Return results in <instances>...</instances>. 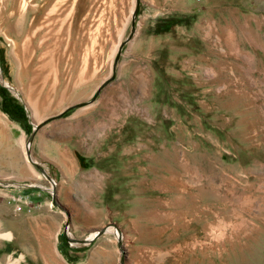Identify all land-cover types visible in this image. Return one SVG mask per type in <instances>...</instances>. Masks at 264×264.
I'll return each mask as SVG.
<instances>
[{
    "label": "rangeland",
    "instance_id": "obj_1",
    "mask_svg": "<svg viewBox=\"0 0 264 264\" xmlns=\"http://www.w3.org/2000/svg\"><path fill=\"white\" fill-rule=\"evenodd\" d=\"M84 1L55 85L38 82L45 30L25 68L18 48L42 11L18 17L8 2L0 15V76L17 93L0 83V107L7 96L25 113L0 108V140L30 165L39 132L64 152L60 167L41 166V185L0 181V264H264V0H132L110 66L73 85L97 62L96 49L82 58L89 32L96 45L102 18L113 23ZM30 85L50 98L39 122L24 101ZM105 227L121 239L82 244Z\"/></svg>",
    "mask_w": 264,
    "mask_h": 264
},
{
    "label": "bare ground",
    "instance_id": "obj_2",
    "mask_svg": "<svg viewBox=\"0 0 264 264\" xmlns=\"http://www.w3.org/2000/svg\"><path fill=\"white\" fill-rule=\"evenodd\" d=\"M10 2L12 13H16L18 17H21L22 11L27 7L33 10H40L41 17L39 18L38 23L34 28L30 29V32L26 35L24 40L18 46L19 53L22 54V68L27 67L31 63V59L34 54V49L31 45V39L33 38L34 33H38V28L45 30V34L40 37L38 46H46V50L42 52V55L39 57L40 64L38 67L41 70H44L45 76L39 80V83H44L48 81L50 85H55L57 82V72H58V61L61 58L71 59V52L73 49H70L71 42L68 41L69 37V25L73 19L74 10L79 5V0H41L37 3L35 0H0V15L3 14V9L5 5ZM94 1H84L82 6L87 7L93 6ZM97 6L100 9L101 14L104 17V13H111L113 20L112 26H108L107 22L103 20L101 22V30L97 33V42L96 45L92 44V31L89 32L90 37L89 41L85 45L83 50V55L87 57H82L84 60L90 58V56L97 52V62L92 65L93 69L85 71L84 68L88 65L87 62L82 64L80 68L81 71L77 73L76 78L73 81V85H79L82 82L88 81L92 76L99 75L101 70L105 67L110 66L111 56L116 52L118 43L120 41V35L126 20H129V17L133 11L132 0H98ZM98 11V10H97ZM133 14V13H132ZM99 22V18H97ZM39 24V26H38ZM100 29V28H99ZM96 33V32H95ZM6 35V33H4ZM7 36V35H6ZM52 39L53 42L50 45L48 39ZM48 40V41H47ZM15 45L13 40H9ZM60 43H63V49L59 48ZM43 44V45H42ZM45 49V48H44ZM66 57V58H65ZM105 78V77H104ZM102 78V80H104ZM0 82L4 83L11 89V92L16 93V90L13 89L8 82L3 80L0 76ZM49 99L44 97L41 100L38 97L37 93L32 91V85H30L24 95V101L28 109L32 113V117L35 122H39L42 118V111L49 108ZM26 149H30V143L26 144ZM27 152V151H26ZM27 154V153H26ZM111 232L115 238L118 240L121 239V234L114 227H105V233ZM96 232H92L87 235L86 240H91L95 236ZM68 237L72 239L71 233L67 234ZM9 237V235H5ZM76 242V240H75ZM57 255V254H56ZM56 264H64L61 258Z\"/></svg>",
    "mask_w": 264,
    "mask_h": 264
},
{
    "label": "crops",
    "instance_id": "obj_3",
    "mask_svg": "<svg viewBox=\"0 0 264 264\" xmlns=\"http://www.w3.org/2000/svg\"><path fill=\"white\" fill-rule=\"evenodd\" d=\"M3 126H1L2 129ZM46 132H39L35 135L33 140L34 150L32 158L34 159L33 165H30L28 162H24L21 157L20 149L18 151L11 150L6 147L5 141L0 140V181H13L17 184L31 183L41 185L42 182V173L44 169L41 166H61L62 161V150L59 146L60 140L57 137H48ZM18 142H20L21 136L18 135ZM66 152V151H65ZM64 153V152H63ZM62 153V154H63ZM59 167L55 170L58 175H61ZM49 177L53 178L52 175ZM16 184V185H17ZM33 188H28V190L39 189L32 185ZM22 188V187H21ZM39 191H30L29 198L31 201H35V197H38Z\"/></svg>",
    "mask_w": 264,
    "mask_h": 264
},
{
    "label": "trees",
    "instance_id": "obj_4",
    "mask_svg": "<svg viewBox=\"0 0 264 264\" xmlns=\"http://www.w3.org/2000/svg\"><path fill=\"white\" fill-rule=\"evenodd\" d=\"M173 25L174 22H166L164 28L160 31H168ZM3 91L6 92L5 89H3ZM0 108L5 114L10 117L18 119H24L25 117L23 107L14 98L4 96Z\"/></svg>",
    "mask_w": 264,
    "mask_h": 264
},
{
    "label": "built area",
    "instance_id": "obj_5",
    "mask_svg": "<svg viewBox=\"0 0 264 264\" xmlns=\"http://www.w3.org/2000/svg\"><path fill=\"white\" fill-rule=\"evenodd\" d=\"M48 178H49V179L47 180V181H48V185L46 186L47 188H45V190H46L47 192H49L50 195H53V189H54L56 183H55V180H53V178H50V177H48ZM13 200H14V201H17L18 204H24V203H26L25 198H23L22 196H16V197H13ZM15 209H16L17 211H20V210H21V206H20V205H17V206L15 207Z\"/></svg>",
    "mask_w": 264,
    "mask_h": 264
},
{
    "label": "water",
    "instance_id": "obj_6",
    "mask_svg": "<svg viewBox=\"0 0 264 264\" xmlns=\"http://www.w3.org/2000/svg\"><path fill=\"white\" fill-rule=\"evenodd\" d=\"M137 6H138V3H136V8H137ZM135 10H136V9H135ZM134 13H135V11H134ZM132 25H133V21H132ZM0 83H1L2 87L7 88L8 90L11 91V89H10L8 86H6L4 83H2V82H0ZM36 129H37V126H35V128H33L28 143L31 142L32 137H33V135H34ZM27 157H28V160L30 161V154H29L28 152H27ZM104 232H105V228H103V229H101L99 232H97V233L95 234V236H94L91 240H86V239L83 240V241H82V244L84 245V244H88V243H90L93 239H96V238L100 237Z\"/></svg>",
    "mask_w": 264,
    "mask_h": 264
}]
</instances>
